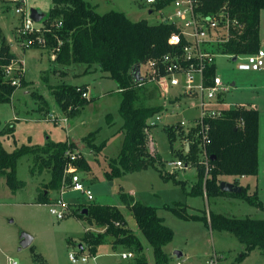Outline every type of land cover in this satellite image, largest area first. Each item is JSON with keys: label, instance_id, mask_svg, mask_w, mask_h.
I'll return each instance as SVG.
<instances>
[{"label": "rangeland", "instance_id": "1", "mask_svg": "<svg viewBox=\"0 0 264 264\" xmlns=\"http://www.w3.org/2000/svg\"><path fill=\"white\" fill-rule=\"evenodd\" d=\"M24 1L23 9L26 15L30 14L32 9L48 14L53 6L52 0ZM85 1L101 15L111 11H123L133 22L147 20L150 24H158L163 18L174 14L172 6L157 10L156 7L148 5L145 0ZM0 5L11 7L9 11L3 12L6 14V19L2 20L5 37L12 44L13 51L21 57L27 79L33 82L32 87L28 89L20 86L14 93L12 102L0 106L2 129L9 126H5L7 122L15 125L11 135L0 138L5 149L11 153L22 145H45L49 138L55 142L72 140L77 143V151L91 162L92 173L84 172L83 177L94 193L95 201L93 202L116 206L135 220L120 199L123 190L137 201L159 208V216L165 219V224L175 233L174 240L165 248L167 253L173 254V257L172 255L169 257V264H209L215 256L219 259L217 264L236 263L245 251V245L233 233L212 230L205 222L183 220L166 206L174 205L176 202L189 203L203 210L199 211L202 215L205 212L209 214L211 211L241 219H264V209L235 197L219 196L208 199L207 196H191L190 192L198 181V170L194 166L179 172L176 180L181 182L180 184L173 179L167 181L155 168L132 172L109 181L106 177L109 163L118 157L126 138L122 129L125 121L119 111L122 94L118 85L109 77V74L101 71L96 65L87 72L89 67L87 64H59L55 59H51L54 54L51 50L26 48L21 43L23 40L18 37V28L14 31L21 17L16 13L15 3L3 1ZM0 16L3 15L0 14ZM261 37L264 42V19L261 24ZM216 65L220 75L231 82H236L230 99L235 102H251L260 112L259 175L243 180L242 185L250 184L251 193L258 191V196L264 204V70L240 71L237 64L224 53L216 59ZM148 70L147 64L142 65L143 76ZM61 71L65 74H61ZM62 84L88 86L90 98L94 99L75 118H69L56 104L52 95L51 88ZM27 90H29L28 94H26ZM34 93L44 96L48 104L46 106L39 104V100L33 96ZM176 93V89L162 92L159 97L149 102V105L163 106V111L153 118L158 124L151 127L149 138H151V151L157 153V150L164 163L176 159L167 131L171 128L175 130L179 123L198 113V101L194 98L184 96L182 102L173 104L172 98ZM37 107L39 111L35 109ZM50 113L57 116L54 121L48 119ZM15 116H18L20 120H14ZM158 116L160 120H157ZM64 118L68 121L61 120ZM99 129L96 144L98 146L104 142L106 144L104 150L97 153L87 147L83 138ZM189 140L185 133L182 135L178 132L174 146L176 149L183 150L185 143ZM34 166L35 157L32 155L19 160L18 178L26 185L16 193L9 189L4 178L0 180V264H8L10 258L17 259L20 264H35V254L41 255L48 264H75L70 260V254L78 257L82 255L80 246H86L85 233L87 231L102 233V229L91 226L87 220L73 215L72 197L82 198L80 193L65 195L69 203V211L65 219L58 220L52 215L50 208L59 197V192L48 190L47 184L51 179L48 170L41 174L36 171L32 175ZM157 167L165 173V164L157 163ZM221 181L233 183L234 178L222 177ZM46 191H50V193L47 192L49 203L41 204L38 200L47 194ZM82 200L84 201L83 198ZM134 231L142 240L149 264H157L153 249L144 235L137 228ZM23 234L31 235L34 241L30 247L21 250ZM175 251L184 252V258L177 260L174 257ZM100 253L111 254V264L123 262L110 240L101 246ZM85 254L88 255L89 262L76 264H96L88 250ZM237 264H264V255L259 250H255L244 261Z\"/></svg>", "mask_w": 264, "mask_h": 264}, {"label": "trees", "instance_id": "2", "mask_svg": "<svg viewBox=\"0 0 264 264\" xmlns=\"http://www.w3.org/2000/svg\"><path fill=\"white\" fill-rule=\"evenodd\" d=\"M174 0H164L156 5L157 10L167 8ZM53 6L42 21L46 28L52 30L45 34L46 44L40 43L35 36L32 49L54 50L62 42L61 51L56 61L59 64L71 65L87 64L89 68L98 66L101 71L109 74L118 85L122 94L120 114L124 118L123 130L126 138L120 154L109 163L106 177L114 181L126 174L155 168L167 181L176 175H168L157 167V163L164 165L159 153L151 151V138L146 132L148 120L163 111L162 105H149V102L159 97V88L148 78L142 80L136 74L139 66L151 61H159L172 49L169 39L177 31L172 23L162 21L150 24L147 20L131 21L123 11H111L99 14L85 0H52ZM227 7L232 18L245 25L240 33L239 29H232L233 38L223 45L222 52L227 55H244L256 53L261 49V13L264 10V0H202L200 10L205 14H213ZM154 10V9H153ZM62 23V27H58ZM21 63L12 52L4 31L0 26V106L11 103L14 93L20 86L26 87L24 74H16L13 78L7 75V68L14 63ZM217 73L212 67L207 71L210 80ZM20 79V86L14 85L13 80ZM81 88V91L78 89ZM52 95L56 104L69 118L81 114L93 99L83 98L87 92L86 86L62 84L52 87ZM41 105L46 106L47 100L33 94ZM177 100H173L175 103ZM211 143L208 152L211 157L212 171L205 184V167L199 162L198 145L191 144L190 151L176 149L174 146L177 133L184 135L180 127L177 131L169 129L168 137L172 152L177 159H181L198 170V181L190 192L191 196L219 197L229 196L246 201L252 206L264 209V204L258 196V191L251 193L250 186L241 185V177H257L259 175V144H260V112L257 108L241 107L227 110L223 116L210 120ZM15 125L2 129L0 120V138L11 135ZM96 130L83 138V142L92 150L100 153L104 150L105 142L96 144ZM193 141V136H187ZM77 144L73 141L54 142L49 140L44 146L22 145L13 152H8L0 140V180L5 179L9 189L16 193L25 188L26 183L18 178V162L21 158L32 155L35 157L36 171L43 173L48 170L51 179L47 184L48 190L59 191L63 185L64 174L69 163L66 154L76 151ZM152 150H156L153 149ZM157 152V150H156ZM166 162V161H165ZM80 172H91L86 157L74 163ZM235 177V183L242 186L241 193H228L221 190L222 177ZM122 203L134 217L138 230L144 235L153 249L157 264H169V255L165 252L175 237L174 231L165 224L159 216V209L137 201L131 194L122 190ZM39 203L48 204L49 194H44ZM74 209V206H71ZM179 218L186 221L205 222L212 230L233 233L245 245V251L236 263L244 261L255 250L264 255V219H241L228 217L220 213H206L201 216L190 215L185 205L176 203L166 206ZM88 209V215L83 210ZM73 215L87 220L91 226L105 228L102 233L87 231L81 253L88 250L95 257L101 246L114 239L115 247H124L135 254V258L127 264H149L144 252V245L140 237L129 227L127 215L118 207L101 205L95 202L82 204ZM35 264H48L41 255L35 254ZM44 261V262H43Z\"/></svg>", "mask_w": 264, "mask_h": 264}, {"label": "built area", "instance_id": "3", "mask_svg": "<svg viewBox=\"0 0 264 264\" xmlns=\"http://www.w3.org/2000/svg\"><path fill=\"white\" fill-rule=\"evenodd\" d=\"M4 1L15 3L16 13L22 18L18 28V37L24 42L21 43L26 48H31L34 43L32 37L35 36L40 43L46 44L45 34L52 32V30L33 21L31 12L28 15L25 14L23 9L25 1ZM162 1L164 0H145L151 7H156ZM201 5L202 0H174L168 6L174 7V14L163 18L162 21L172 23L177 27V31L169 39L173 49L159 61L147 63L149 70L145 76L142 74L141 66L140 76L142 80L148 78L150 82H153L159 88V93L176 89L177 93L172 98L173 100L181 102L182 97L186 96L198 101L197 115L179 123L175 130L177 131L181 127L187 136H193V141L185 143V151L187 153L190 151L191 144L196 143L198 145L199 162L206 170V184L213 168L208 152L212 129L210 120L223 116L227 110L244 107L230 99L232 89L236 87L235 83L225 80L218 69L216 75L210 80L206 73L212 67L217 68L216 59L222 56L223 45L233 38L232 29H239L242 33L245 25L232 18L226 6L216 13L205 14L200 10ZM57 26L62 27V23H58ZM59 44L57 48L52 50L54 57H57L58 52L61 51L62 42L59 41ZM228 57L233 61L236 59L234 62L240 71L260 72L264 70V49L262 48L256 53L228 55ZM24 68L23 63H14L7 68V75L13 78L16 74H25ZM13 84L20 86V79L15 78ZM78 91H81V88ZM83 98L91 99L88 92L83 93ZM54 116L50 114L49 119L54 121L57 118ZM153 118L149 119L147 123L146 132L149 134L151 127L158 124L154 122ZM61 120L68 121L67 118ZM157 120H160L159 116ZM66 156L69 158V163L65 170L63 185L59 190V197L50 208L51 214L56 216L58 220L65 219L69 211V203L65 197L68 193H80L89 203L95 201L92 189L86 185L81 176L82 172L74 165L84 155L76 150L68 151ZM191 166L193 163L188 164L177 158L165 162V173L176 175ZM120 255L123 260L135 258V254L132 252H124ZM93 259L96 260V258ZM70 260L75 264L79 262L88 263L89 257L83 254L80 257L70 254ZM218 262L219 259L215 256L209 264H217ZM8 264H20V262L15 258H10Z\"/></svg>", "mask_w": 264, "mask_h": 264}, {"label": "crops", "instance_id": "4", "mask_svg": "<svg viewBox=\"0 0 264 264\" xmlns=\"http://www.w3.org/2000/svg\"><path fill=\"white\" fill-rule=\"evenodd\" d=\"M4 0H0V2H3ZM5 2V1H4ZM11 9V7H9V6H1L0 5V14H2L3 16H0V26L2 27V29H3V31H4V28H3V26H2V20H5L6 19V14H4L3 12H6V11H9ZM264 17V10L262 11V13H261V24H262V22H263V18ZM18 21H19V23H17L16 25H15V27H14V31H15V29H17V28H19V26H20V24H21V22H22V18L21 17H19V19H18ZM5 34V33H4ZM14 36H15V34H14ZM6 39H7V42L10 44V46H11V49H12V52L17 56V58H18V60H22L21 59V57H19V55H17L14 51H13V47H12V44L9 42V40H8V38L6 37ZM263 46H264V42L262 41V37H261V48L263 49ZM52 56V55H51ZM51 59L53 60V59H55L56 60V57H54V55L51 57ZM22 62V61H21ZM23 63V62H22ZM24 64V63H23ZM24 67H25V65H24ZM25 69V68H24ZM218 69V68H217ZM90 71V68L88 67V70H87V72H89ZM24 75H25V81H26V87L25 88H29V87H32V85H33V82L32 81H29L28 79H27V73L24 71ZM61 74H65V72H63V71H61ZM223 77V76H222ZM224 78V77H223ZM225 79V78H224ZM225 80H227V79H225ZM229 81V80H228ZM232 83H235L236 84V82H232ZM76 86H82V85H76ZM56 87V86H55ZM87 87V92H88V94H89V87L88 86H86ZM29 93V90H27L26 91V94H28ZM160 94V93H159ZM89 96H90V94H89ZM44 97V96H43ZM94 100V99H93ZM48 102V101H47ZM182 102V101H181ZM179 103V101H176L175 103H173V104H178ZM237 103L238 104H241L242 106H244V107H247V108H250V107H253V108H257V107H255L251 102H248V101H244V102H238L237 101ZM39 104H40V101H39ZM35 109H37V111H39V108L37 107V108H35ZM57 109H58V107H57ZM258 109V108H257ZM51 111H52V109H51ZM53 112V111H52ZM37 113V112H36ZM50 114H52V113H50ZM197 114H195V115H193L192 117H194V116H196ZM191 117V118H192ZM49 119V118H48ZM14 120H17V121H19L20 120V118L18 117V116H15L14 117ZM8 125H13V124H9L8 122L6 123V125L5 126H8ZM49 140H51L50 138L47 140V142L49 141ZM68 141H72V140H68ZM46 142V143H47ZM55 142V141H54ZM76 143V142H75ZM77 144V143H76ZM31 146H37V145H31ZM38 146H44V145H38ZM157 153H158V151H157ZM97 159V158H96ZM89 164H90V166H91V162L89 161ZM92 167V166H91ZM93 169V168H92ZM83 173L84 172H82L81 173V176H82V178H83V180L85 181V179H84V175H83ZM91 173H92V171H91ZM226 177V176H225ZM231 178H234V181H235V177H231ZM251 178V177H250ZM248 180L249 179V177H241L239 180H240V182H241V185H242V181L243 180ZM86 183V182H85ZM232 183V182H231ZM7 185V184H6ZM87 185V184H86ZM88 186V185H87ZM244 186V185H243ZM245 186H250V184H247V185H245ZM251 187V186H250ZM50 193V191H46V193ZM59 192V191H58ZM68 194H71V193H68ZM67 194V195H68ZM39 198V197H38ZM82 198H83V196H82ZM82 198L81 197H72V200H73V206H74V210H76V209H78L79 208V206L81 205V203L82 204H87V203H89V202H86V200H85V198H83L84 199V201L82 200ZM40 199V198H39ZM38 202H39V200H38ZM176 203H181V204H183V205H185L186 206V208H187V210H188V213L190 214V215H197V216H201L202 214L199 212V211H203V210H201V209H198V208H196V207H194V206H192V205H190L189 203H182V202H176ZM176 203H174V204H176ZM157 208V207H156ZM159 209V208H158ZM163 218V217H162ZM164 219V218H163ZM165 220V219H164ZM127 221H128V224H129V227L134 231V229H138V226H137V223H136V221L135 220H133V218L131 217V216H127ZM102 229V232H104L105 231V228H101ZM135 232V231H134ZM136 233V232H135ZM137 234V233H136ZM110 243L111 244H113L114 243V239H110ZM83 246V245H82ZM81 249L83 248V247H80ZM101 248V247H100ZM100 248H99V250H98V254L95 256V257H93V258H96V260H95V263L96 264H111V262H110V257H111V254H107V255H104V254H101L100 253ZM166 248V247H165ZM115 249V248H114ZM118 249H119V251H118ZM125 248H122V247H120V246H118V247H116V251L118 252V256L119 257H121V255L120 254H122V253H124V252H131V251H129V250H127V249H125ZM86 252V251H85ZM85 252H83L82 254L84 255V256H88V255H86L85 254ZM165 252H166V250H165ZM175 252H177V251H175ZM174 252V253H175ZM179 252H181V251H179ZM260 252V251H259ZM167 253V252H166ZM182 254H183V256L182 257H180V259L179 258H177L175 255H174V257H176V259L177 260H181L182 258H184V256H185V254H184V252H181ZM261 253V252H260ZM168 255H169V257L172 255V257H173V254H169V253H167ZM221 259H222V257H221ZM133 259H131V260H123V262H119L118 264H127V263H129V262H131Z\"/></svg>", "mask_w": 264, "mask_h": 264}, {"label": "water", "instance_id": "5", "mask_svg": "<svg viewBox=\"0 0 264 264\" xmlns=\"http://www.w3.org/2000/svg\"><path fill=\"white\" fill-rule=\"evenodd\" d=\"M45 17H46V14L43 13L42 11L37 10V9H32L31 10V18H32L33 21H35L37 23H40V22H42L45 19ZM235 60L236 59H234V61ZM140 69H141V66H139L138 69H137V73L136 74L138 76L140 74ZM220 187H221L222 191L228 192V193H241L242 192V186L241 185H237L235 182L229 183V182L222 181L220 183ZM82 213L84 215H88V209L83 210ZM21 239H22L21 250L24 249V248L30 247L31 244L34 241L33 237L31 235H29V234H23ZM80 247H83V246L81 245ZM175 256L180 259V257L183 256V254L181 252L177 251V252H175Z\"/></svg>", "mask_w": 264, "mask_h": 264}, {"label": "bare ground", "instance_id": "6", "mask_svg": "<svg viewBox=\"0 0 264 264\" xmlns=\"http://www.w3.org/2000/svg\"><path fill=\"white\" fill-rule=\"evenodd\" d=\"M6 2V1H5Z\"/></svg>", "mask_w": 264, "mask_h": 264}]
</instances>
